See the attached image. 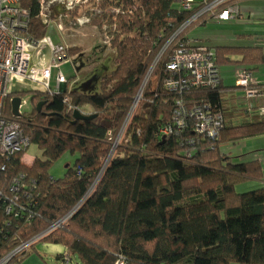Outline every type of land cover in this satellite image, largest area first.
Instances as JSON below:
<instances>
[{"label": "trees", "instance_id": "16d2710c", "mask_svg": "<svg viewBox=\"0 0 264 264\" xmlns=\"http://www.w3.org/2000/svg\"><path fill=\"white\" fill-rule=\"evenodd\" d=\"M213 1L192 0L189 9L183 0L93 2L98 25L106 26L116 48V65L102 77L100 91L76 85L52 94L12 91L4 109L10 116V98L32 93L33 108L18 119L40 153L29 162L21 153L0 173V259L10 255L5 264H23L42 240L66 246L57 255L61 264L77 258L82 264H264V182L235 190L242 180L262 179V163H234L221 151L224 143L264 137V84L248 87L263 93L260 98L222 79L216 87L167 83L190 76L187 69L171 73L167 64L180 43L205 46L189 35L214 14L186 23ZM43 2L20 0L35 39L55 32L50 20L56 16L43 17ZM213 48L217 67L242 63L253 72L264 63L261 45ZM78 50L68 47L67 54ZM198 108L220 121L214 136L198 130ZM75 111L91 118L76 119ZM67 151L75 161L54 178L50 168ZM16 180L27 188L12 190Z\"/></svg>", "mask_w": 264, "mask_h": 264}, {"label": "built area", "instance_id": "2783aa9c", "mask_svg": "<svg viewBox=\"0 0 264 264\" xmlns=\"http://www.w3.org/2000/svg\"><path fill=\"white\" fill-rule=\"evenodd\" d=\"M191 1L183 0V7L189 9L191 7ZM228 1L215 0L207 4L186 25L208 12H212L220 20L236 17L244 21L245 19L240 11V5L237 3L229 5L226 9L217 10L219 5ZM44 3L43 7L45 6ZM71 3L70 1L68 6L73 4ZM42 14L45 17L47 16L43 11ZM45 20L47 21V19ZM29 24V10L20 5V0H0V173L8 162L17 158L21 153L22 161L27 162L28 159H32L31 156L29 157L26 154L27 148L30 146V140L24 134L18 117L5 115L4 113L7 99L14 89L13 83L18 81L19 84L25 85L24 89L33 88L34 91L47 92L49 94L59 93L67 83V78L61 72L57 78L55 90L51 87L52 67L60 68L67 60L68 46L61 42H54L50 35L42 39H35L28 32ZM45 45L52 50L53 56L52 66L47 68L38 65ZM189 46L188 41L180 43V47L175 52L174 57L168 62L167 68L173 74L178 73L181 69H187L190 72V76L187 75L180 79L171 77L167 82L168 86L178 89L186 86L189 82L193 84H205L211 87L218 86L221 82V76L219 67L214 62V51L205 46H198L196 48ZM251 78L252 73L250 71L240 69L236 83L246 87L248 97L258 96L261 98L263 93H260L258 89L248 88L251 83ZM141 96L142 94L137 96L134 109L137 107ZM10 99L12 100V97ZM22 106L23 102L21 101L20 109ZM133 111H131L132 114ZM201 111L200 108L194 110L195 114L202 119L198 125V130L214 136L216 134V127L220 125V121L216 117V119H211L207 115L203 116ZM20 113L22 114L21 111ZM260 113L264 114V106L261 108ZM113 153L111 152L109 154L104 167L109 163ZM22 188H27V184L23 180H16L12 186V190H20ZM11 210L12 208L9 207L8 211ZM19 251L20 249L13 253ZM9 258L10 255H7L0 259V264H5Z\"/></svg>", "mask_w": 264, "mask_h": 264}, {"label": "rangeland", "instance_id": "374dc122", "mask_svg": "<svg viewBox=\"0 0 264 264\" xmlns=\"http://www.w3.org/2000/svg\"><path fill=\"white\" fill-rule=\"evenodd\" d=\"M70 1L73 4L71 3L72 5L68 6ZM93 2H95L96 5H99L100 0H46L44 3L45 6L42 9L43 13H46L48 18L50 13H54L56 16L55 19L50 20V24L54 27L55 31L52 34L54 42L64 43L68 47H80V50L74 53L72 52V54L68 55L67 60L60 68L52 67L51 87L53 90H55L57 86V78L62 72L69 80V88L76 85L77 88L84 89L88 81H91L92 86L87 90V92L97 93L101 89L100 84L104 74L114 69L116 65V48H114L110 43V36L105 30L106 26L101 28L98 25L101 17L98 16L99 9L93 5ZM248 2V0H244V3ZM77 5L86 6H83L80 10H78V14L73 15L71 10H73ZM88 11L89 13H91V11L93 12L91 15H88ZM43 17L45 18V16ZM211 23H214V21ZM234 24L242 31L258 32L257 35H254L252 39L248 41L264 46V23L259 20H255L253 23L246 25ZM52 57V50L45 45L38 65L44 68L52 66ZM219 68L223 73L226 83L235 84L239 69L243 70L245 67L242 63H232L222 65ZM253 72H257V70ZM24 87L25 85L19 84L18 81L13 83V90L22 91ZM14 97H19L23 102V106L20 109L22 113L30 111L33 108L34 101L32 99L31 92H25L19 96L13 95L12 99ZM10 104L11 103H8V105ZM120 140H122V138ZM263 142L264 137L262 136L247 138L236 144L224 143L221 145V151L231 155V161L234 163L245 161L250 158H258L262 163L264 172ZM261 143H263V145H260ZM39 153L38 147L34 144H31L26 152L29 157L31 156V158L36 157ZM75 158L76 156L71 154L70 151L65 152L51 166V176L57 179L63 177L65 175L67 165L69 163H74ZM262 181L264 182V173L262 179H245L240 181L236 184L235 190L237 192H246L257 187V185ZM65 252H67V248L64 244L42 240L36 244L35 250L24 260L23 264H61V261L57 259V255ZM68 264L82 263L77 258L75 261L69 262Z\"/></svg>", "mask_w": 264, "mask_h": 264}, {"label": "crops", "instance_id": "0c3cea01", "mask_svg": "<svg viewBox=\"0 0 264 264\" xmlns=\"http://www.w3.org/2000/svg\"><path fill=\"white\" fill-rule=\"evenodd\" d=\"M248 1H249L248 3H244L243 0L239 4L241 15L245 19L244 21H241L236 17L220 20L216 16H214L204 26H198L192 30V32L189 35L190 37L189 39L191 40V42L197 43L198 45H205L211 50H213L214 49L213 47L217 45H236V44L261 45L253 42L251 43L248 41L252 39L254 35H257L258 32L242 31L239 29V27H237L234 24L236 23L237 25H246L249 23H253L255 20H259L262 23H264V0H253V1L248 0ZM212 21H214V23H211ZM256 70L257 72H251L252 73L251 82L253 84H264V63L261 64L259 68ZM220 76L221 79L224 82H226L221 70H220ZM68 84H69V80L67 79V83L63 86V88H67L69 86ZM90 86H92V83L91 81L90 82L88 81V83L85 85V88H88ZM262 101L264 102V99L261 100V102ZM263 143H261L260 145H263Z\"/></svg>", "mask_w": 264, "mask_h": 264}, {"label": "water", "instance_id": "95a60500", "mask_svg": "<svg viewBox=\"0 0 264 264\" xmlns=\"http://www.w3.org/2000/svg\"><path fill=\"white\" fill-rule=\"evenodd\" d=\"M66 88H63L59 91L63 92ZM44 102L41 101L38 103V110H41L42 106H43ZM20 105H21V99L19 97H14L12 99V114L14 117H19L21 115L20 113ZM75 117L76 119H88L91 118V116H85L82 115L79 111H75Z\"/></svg>", "mask_w": 264, "mask_h": 264}]
</instances>
